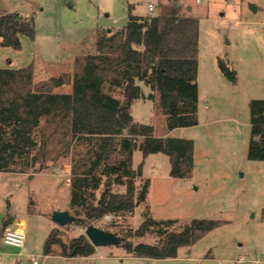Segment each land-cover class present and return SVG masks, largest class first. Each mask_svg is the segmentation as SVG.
Returning <instances> with one entry per match:
<instances>
[{"label": "rangeland", "instance_id": "obj_1", "mask_svg": "<svg viewBox=\"0 0 264 264\" xmlns=\"http://www.w3.org/2000/svg\"><path fill=\"white\" fill-rule=\"evenodd\" d=\"M169 5L178 6L180 15L197 26L199 125L166 131L165 119L155 108L156 96L153 101H133L130 113L134 122L152 126L154 136L192 141L191 177L171 178L168 158L150 155L136 181L137 188L149 181L146 202L116 219L115 227L110 226L114 220L109 216L59 227L51 219L54 211L66 210L83 219L69 208V158L49 162L45 173L32 180L29 174L0 173V227L9 218L11 226L21 222L26 229L23 250L0 242V264H33L31 257L38 264H235L238 260L264 264V162L247 159L248 105L251 100L264 99V0H0L1 13L32 17L35 28L33 40L19 37V50L0 47V68L32 65L33 83L68 77L52 91L70 93L74 59L94 53L96 30L123 28L129 10L134 16L145 17ZM217 58L235 72V82L222 76ZM140 87L144 95L149 94L148 87ZM113 94L122 99L117 91ZM53 155L49 153L48 158ZM141 160L140 152L135 151L133 168ZM115 191L123 192V188ZM147 209L155 220L176 221L167 231H178L193 219L223 223L193 245L179 248L176 258L164 261L129 257L118 245L97 247L90 258L69 262L45 258L42 253L53 227L61 231L65 242L84 235L88 226L110 233L135 230ZM158 240L149 234L133 243L154 244Z\"/></svg>", "mask_w": 264, "mask_h": 264}, {"label": "trees", "instance_id": "obj_2", "mask_svg": "<svg viewBox=\"0 0 264 264\" xmlns=\"http://www.w3.org/2000/svg\"><path fill=\"white\" fill-rule=\"evenodd\" d=\"M196 27L180 15L178 6H165L145 17L129 10L123 28L96 30L94 53L74 59L70 93L52 91L68 77L33 83L32 65L0 68V173L32 176L47 170L57 158H69V208L83 215L75 223L109 216L114 220L111 227L146 202L149 181L138 188L136 181L148 156H166L169 176L189 179L192 141L154 136L153 127L134 122L130 110L133 101H153L156 96L155 108L165 119L166 131L198 124ZM20 36L34 39L33 18L0 12V47L19 50ZM217 67L226 80L235 82V72L220 58ZM141 84L149 88V94H143ZM116 91L122 99L114 96ZM248 108L247 159L264 162V99L251 100ZM135 151L142 160L133 168ZM51 152L53 158H48ZM175 222L155 220L147 209L135 230L112 234L119 235L118 246L129 257L164 261L176 258L179 248L193 245L223 223L193 219L178 231H167ZM8 224L9 219L2 222L0 235ZM60 232L50 230L42 245L44 256L86 258L95 253L85 235L65 242ZM149 234L159 240L133 243Z\"/></svg>", "mask_w": 264, "mask_h": 264}, {"label": "water", "instance_id": "obj_3", "mask_svg": "<svg viewBox=\"0 0 264 264\" xmlns=\"http://www.w3.org/2000/svg\"><path fill=\"white\" fill-rule=\"evenodd\" d=\"M252 10H254L253 7ZM51 219L59 227H65L75 222V218L66 211H54L52 213ZM84 235L95 248L106 247L110 245L117 246L120 243L119 237L115 236L112 233L102 231L93 226L86 227ZM69 257H72V254H70Z\"/></svg>", "mask_w": 264, "mask_h": 264}, {"label": "built area", "instance_id": "obj_4", "mask_svg": "<svg viewBox=\"0 0 264 264\" xmlns=\"http://www.w3.org/2000/svg\"><path fill=\"white\" fill-rule=\"evenodd\" d=\"M148 10L153 11V6L148 5ZM25 240V226L23 223H18L15 226H6L1 234V242L4 245L20 250L24 249ZM30 260L33 264H38V260L35 257H31ZM235 264H243V262L238 260Z\"/></svg>", "mask_w": 264, "mask_h": 264}, {"label": "crops", "instance_id": "obj_5", "mask_svg": "<svg viewBox=\"0 0 264 264\" xmlns=\"http://www.w3.org/2000/svg\"><path fill=\"white\" fill-rule=\"evenodd\" d=\"M197 113H198V105H197ZM199 125V122H198V124L196 125V126H198ZM196 126H194V127H196ZM249 131H250V129H249ZM166 136H167V134H166ZM145 161V160H144ZM42 173H45V172H42ZM42 173H38V174H35V175H33V176H31L29 179L30 180H32L34 177H36V176H38V175H41ZM47 173V172H46ZM50 174H52L53 175V173H50ZM69 181V180H68ZM69 183V182H68ZM68 186H69V184H67ZM149 188V187H148ZM66 211V210H65ZM9 219V218H8ZM17 223H21V222H17ZM7 226H11L10 225V220H9V224L7 225ZM1 228V227H0ZM53 228H57V227H53ZM52 228V229H53ZM50 232V231H49ZM25 234H26V229H25ZM26 241V240H25ZM0 242H1V235H0ZM2 243V242H1ZM3 244V243H2ZM4 245V244H3ZM5 246H7V245H5ZM9 247H11V246H9ZM12 248H14V247H12ZM17 249V248H16ZM98 248H95V252H96V250H97ZM45 258L46 257H50V256H44ZM52 257H57V258H59V259H61V260H64V261H67V262H69L68 260H74V258H80V257H61V256H52ZM91 257V256H90ZM90 257H86V258H90Z\"/></svg>", "mask_w": 264, "mask_h": 264}]
</instances>
